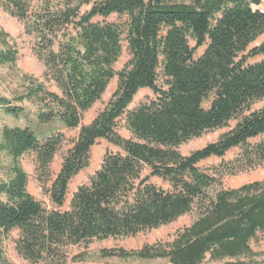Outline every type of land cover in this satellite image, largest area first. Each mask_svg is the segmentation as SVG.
<instances>
[{
    "label": "trees",
    "instance_id": "obj_1",
    "mask_svg": "<svg viewBox=\"0 0 264 264\" xmlns=\"http://www.w3.org/2000/svg\"><path fill=\"white\" fill-rule=\"evenodd\" d=\"M263 0H0L25 24L45 71L41 80L23 77L14 101L29 104L44 126L79 129L73 147L47 189L56 210L45 211L28 191L25 155L36 158L42 183L65 136L50 130L3 126L0 154L7 159L0 178V264L8 261L3 245L18 230L20 256L31 264H67L72 248L110 239H129L176 222L197 209V219L179 230L171 243L136 251H102L104 258L170 264H246L255 256L251 241L264 237V181L238 189L209 192L225 174L264 167V12ZM117 16L118 23L106 19ZM4 38L6 35H4ZM0 49V66L17 62L18 51ZM127 44L131 56L120 71L115 65ZM204 48L198 56L199 49ZM117 89L88 125L83 115L101 101L110 82ZM50 87L55 89L50 91ZM154 94L130 109L140 91ZM0 96V107L13 117L25 111ZM236 126L217 142L188 156L183 144L209 131ZM124 123L131 138L119 133ZM118 147L100 169L73 194L64 209L71 180L90 166L101 141ZM230 162L212 174L198 164ZM154 179L161 181L159 186Z\"/></svg>",
    "mask_w": 264,
    "mask_h": 264
},
{
    "label": "rangeland",
    "instance_id": "obj_2",
    "mask_svg": "<svg viewBox=\"0 0 264 264\" xmlns=\"http://www.w3.org/2000/svg\"><path fill=\"white\" fill-rule=\"evenodd\" d=\"M255 10L264 12V0L259 7H255ZM108 23H118L120 19L117 16H112L106 19ZM4 35L5 38H4ZM6 41L10 47H14L18 51L17 62L13 65L0 66V96L5 97L12 101V106L22 107L25 109L20 117H13L5 112L3 107H0V130L3 126L19 127L22 129H31L39 135H43L45 132L54 130L65 136V142L61 151L55 157L53 164L51 165L50 178L44 183L38 180L36 174V158L32 154L25 155L22 160V166L29 176L28 191L29 193L41 203L45 211L56 210L57 207L52 204L47 189L51 186L52 182L58 175L62 161L67 152L73 147L79 135V129H67L62 124L56 123L52 126L41 125L35 115L34 108L29 104H19L14 101L15 97L23 90V77L31 76L35 79L41 80L45 71L43 62L37 56L35 52L36 43L34 38L29 36L25 30V24L19 21L17 18L11 16L0 5V49L6 48ZM264 42V35L252 45V47L258 46ZM204 51V48L198 50L197 55L200 56ZM131 56L128 52L127 44H124L122 56L118 63L115 65V70L120 71L129 62ZM264 61V55L255 59H251L250 63H258ZM117 77L114 78L102 97L101 101L96 103L92 109L87 111L82 118L81 126L90 124L102 111L113 93L117 89ZM50 91L54 92L55 89L50 87ZM154 96L153 92L148 89L140 91L135 98L130 109H134L141 103ZM264 108V100L258 101L252 106V110H260ZM237 124V121H232L227 127L216 129L206 132L200 138L191 140L179 147V152L183 156H188L194 151L200 150L211 143L217 142L223 135L230 132ZM119 133L125 139H130V133L125 129L124 123L119 126ZM120 149L107 141L101 140L92 149L91 162L88 169L79 173L74 177L68 188V194L64 209L69 207L73 194L77 189L87 184L91 177L100 169L103 158L106 154L117 153ZM239 153L238 149L230 151L224 158H210L198 164V167L204 172L212 174L213 169L216 170L222 163L232 161ZM8 161L0 154V178L4 177L3 168L7 165ZM264 181V167H259L255 170L248 172H241L237 174L227 173L220 178L219 184L212 189L209 193L214 196L216 192L221 189L233 190L242 187L243 185ZM154 182L167 188V185H162L161 181L154 179ZM197 209H194L191 213L181 217L176 222L163 226L159 229L140 233L138 236L129 239H110L107 241L93 242L90 245L80 246L72 248L69 251V259L67 264H170L165 259H157L153 261H137V260H121L116 257L104 258L102 251L112 249H125L128 251H136L144 246H153L156 244L171 243L179 230L190 227L197 219ZM20 232L15 230L11 232L4 241V251L8 258V261L12 264H31L23 259L17 251V241L19 239ZM251 248L255 253V256L251 259H243L246 264H264V237L258 235L257 238L251 241ZM224 264V263H218Z\"/></svg>",
    "mask_w": 264,
    "mask_h": 264
}]
</instances>
